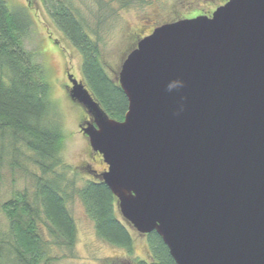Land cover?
Here are the masks:
<instances>
[{
    "label": "water",
    "instance_id": "95a60500",
    "mask_svg": "<svg viewBox=\"0 0 264 264\" xmlns=\"http://www.w3.org/2000/svg\"><path fill=\"white\" fill-rule=\"evenodd\" d=\"M69 78L126 224L155 232L174 264H264V0H229L140 39L116 78L121 122Z\"/></svg>",
    "mask_w": 264,
    "mask_h": 264
},
{
    "label": "trees",
    "instance_id": "16d2710c",
    "mask_svg": "<svg viewBox=\"0 0 264 264\" xmlns=\"http://www.w3.org/2000/svg\"><path fill=\"white\" fill-rule=\"evenodd\" d=\"M40 1L57 29L80 54L85 88L110 119L123 121L127 99L102 65L98 45L76 18L72 0ZM114 1L122 7L135 1L145 3ZM31 26L24 7L0 0V168H7L11 176L19 172L31 179V188L16 192L1 207L8 221V236L0 239V264H51V247L72 251L77 237L67 207L70 196L67 187L61 185L64 175L58 172L63 168L64 138L51 115L43 69L32 51L24 48ZM98 175L73 194L93 222L96 236L131 254L129 228L117 215L116 199ZM144 236L151 264H174L155 232Z\"/></svg>",
    "mask_w": 264,
    "mask_h": 264
},
{
    "label": "rangeland",
    "instance_id": "374dc122",
    "mask_svg": "<svg viewBox=\"0 0 264 264\" xmlns=\"http://www.w3.org/2000/svg\"><path fill=\"white\" fill-rule=\"evenodd\" d=\"M227 1L145 0V3L135 1L126 7L114 0L71 2L76 18L84 24L90 39L98 45L102 65L108 75L116 80L126 57L136 48L138 41L152 30L201 11L212 13ZM11 4L24 7L31 19L32 26L24 41V48L32 51L43 69V79L49 88L51 115L64 138L61 148L63 168L62 172H58L64 175L61 185L67 187L70 196L67 207L75 221L77 237L72 251L51 247L48 253L54 258L51 264H138L140 261L151 264L145 236L123 221L117 206L116 213L133 238L131 254L110 246L96 236L93 222L74 195L93 178V174L106 170L101 156L91 150L87 137L80 130L82 114L86 112L65 93L66 69L82 81L80 54L57 29L40 0H11ZM27 188H31L30 178L19 172L11 176L7 168H0V239L8 236V221L2 205L12 199L16 192Z\"/></svg>",
    "mask_w": 264,
    "mask_h": 264
},
{
    "label": "flooded vegetation",
    "instance_id": "af4514ba",
    "mask_svg": "<svg viewBox=\"0 0 264 264\" xmlns=\"http://www.w3.org/2000/svg\"><path fill=\"white\" fill-rule=\"evenodd\" d=\"M214 12V11H213ZM212 12V13H213ZM211 11L210 12H203V11H201V12H199L198 14H195V15H192V16H190V17H185V18H183V19H193V18H195V17H198V16H207V17H209L211 14ZM180 20H182V19H180ZM153 31V30H152ZM152 31H151V33H152ZM150 33V34H151ZM150 34H148V35H150ZM147 35V36H148ZM146 37V36H145ZM69 76H71L72 77V79H75L77 82H80V79H77V78H75L72 74H70L69 73V71L66 69V71H65V74H64V80H65V93H66V96L67 97H69V91H70V89L72 88V84L70 83V78H69ZM70 99V98H69ZM87 122H92L91 121V118L89 117V116H87V114H85L84 112H83V114H82V119H81V126L82 127H84L85 125H86V123ZM79 126H80V123H79ZM96 174V173H95ZM95 174H93L94 175V177H96V175ZM99 176V175H98Z\"/></svg>",
    "mask_w": 264,
    "mask_h": 264
},
{
    "label": "clouds",
    "instance_id": "9594fccd",
    "mask_svg": "<svg viewBox=\"0 0 264 264\" xmlns=\"http://www.w3.org/2000/svg\"><path fill=\"white\" fill-rule=\"evenodd\" d=\"M183 86H184L183 81L176 80V81L170 82V84L167 86V90L169 92H172L174 90L182 88ZM181 110H182V106H181Z\"/></svg>",
    "mask_w": 264,
    "mask_h": 264
}]
</instances>
